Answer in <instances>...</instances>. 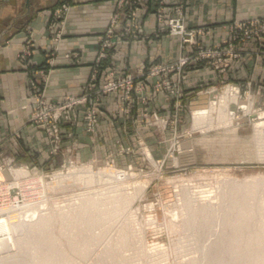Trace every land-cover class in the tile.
<instances>
[{
	"label": "rangeland",
	"instance_id": "obj_1",
	"mask_svg": "<svg viewBox=\"0 0 264 264\" xmlns=\"http://www.w3.org/2000/svg\"><path fill=\"white\" fill-rule=\"evenodd\" d=\"M182 12L167 18L183 21L188 45L166 27L178 55L143 68L165 71L141 80L158 78L155 88L164 72L173 84L177 73L183 83L190 71H212L206 106L189 109L156 92L173 97L168 115L143 107L146 136L135 131L114 154L82 163L64 146L73 133H62L61 119L54 152L44 134L49 164L0 165V208H10L0 215L25 224L24 240L0 256L23 264H254L264 257V4L258 15L228 23L215 42L213 26L188 28ZM179 60L186 64L177 70ZM141 80L129 92L104 94H120L124 107L115 115L150 101ZM100 101L90 126L88 103L72 109L88 133Z\"/></svg>",
	"mask_w": 264,
	"mask_h": 264
},
{
	"label": "crops",
	"instance_id": "obj_2",
	"mask_svg": "<svg viewBox=\"0 0 264 264\" xmlns=\"http://www.w3.org/2000/svg\"><path fill=\"white\" fill-rule=\"evenodd\" d=\"M65 1L68 12L58 20L54 14L63 0H0V165L34 168L52 160L44 132L28 122L34 94L30 82L41 83L45 98L57 101L78 95L86 85L98 88L110 75L133 74L157 62H173L178 55V41L163 33L165 22L152 0H141L128 36L121 37L125 34L121 20L114 33L116 43L103 57L104 34L118 0ZM263 4L264 0H187L183 11L188 28L213 26L211 42H215L228 23L258 15ZM24 52L30 55L22 58ZM215 78L212 71H190L180 84L184 105L205 107L206 91L215 85ZM157 80H141L142 94L150 101L132 108L129 115L114 114L124 107L120 94L102 98L91 133L84 130L78 109L66 112L61 130L64 134L72 130L64 141L72 158L80 163L103 160L116 152L119 143L133 141L135 131L146 136L139 110L147 107L166 116L173 107L172 96L155 92Z\"/></svg>",
	"mask_w": 264,
	"mask_h": 264
},
{
	"label": "built area",
	"instance_id": "obj_3",
	"mask_svg": "<svg viewBox=\"0 0 264 264\" xmlns=\"http://www.w3.org/2000/svg\"><path fill=\"white\" fill-rule=\"evenodd\" d=\"M156 5L158 4L159 9L157 8V13L160 18H162L165 22V26L169 30L170 34L178 35L182 44L188 45L189 38H192V33L188 32L184 26V23L181 19H171L167 18V14L171 11H177L178 13H183V0H152ZM139 5H141V0H118L116 9L114 14L112 15L109 26L104 34V40L102 42V54L105 50L112 48L116 39L114 38L115 29L119 26L121 20L124 22L125 34L128 36V33H131L134 29V20L136 16V10ZM68 12V6L66 1L63 0L60 7L55 11V18L58 20H62ZM118 38V37H117ZM30 54L28 52H24L22 58L28 57ZM105 55V54H104ZM185 60H179L176 64L177 70L181 67L185 66ZM182 69V68H181ZM165 71V70H163ZM163 71H151V73L146 74L145 72L140 70L138 75H129L124 74L121 76H109L105 83H103L98 88H93L91 85H86L82 88L81 92L78 95L64 97L57 101H50L43 95L41 91V83H36L34 81L30 82V86L32 87L34 94L32 97L31 110L28 117V122L40 127L44 134L49 139V144L53 145V152L56 150V143L58 141L59 121L62 119L64 114L68 111H72L75 107L81 104H89V108L87 110V114L84 116L87 120V125H92L96 120L97 109L94 106L100 99L104 98V94H112L117 92L118 90H124L129 92L132 88H136V79H143L146 77H153L155 74L158 75L159 72ZM173 71V69H172ZM170 72V70L168 71ZM167 72L163 73L164 80L161 84H157L154 88L155 92H161L163 89L166 93H169L178 99H183L182 89L180 88V84L182 83L181 79H183L184 72L182 75L177 73L179 77L176 81H173V84L165 79L167 77ZM140 82V81H139ZM179 107V104L177 105ZM52 148V146H51ZM9 221V220H8Z\"/></svg>",
	"mask_w": 264,
	"mask_h": 264
},
{
	"label": "bare ground",
	"instance_id": "obj_4",
	"mask_svg": "<svg viewBox=\"0 0 264 264\" xmlns=\"http://www.w3.org/2000/svg\"><path fill=\"white\" fill-rule=\"evenodd\" d=\"M221 100V99H220ZM216 108V107H215ZM200 113V112H199ZM204 113V112H203ZM206 113V112H205ZM206 115V114H205ZM201 117H203V115H200ZM199 117H197L196 119H198ZM195 119V118H194ZM17 174H19V172H16ZM16 174V175H17ZM82 174V172L80 173ZM16 185V184H15ZM34 197V196H33ZM25 204L23 205L24 207L29 205ZM14 207V206H13ZM16 207V206H15ZM20 207V206H19ZM13 209V208H12ZM11 209V210H12ZM32 209V208H31ZM22 210V209H21ZM10 211L9 207H1L0 208V214L3 212ZM31 211V210H30ZM31 214V213H30ZM7 215V214H6ZM12 216V214H11ZM13 217V216H12ZM15 218V217H14ZM20 219V217H19ZM11 220V219H10ZM24 222L19 221H8L7 216L3 217L0 215V236H6L2 241H0V253L1 250H7L8 248H14L16 244H18L19 242H22L24 239L21 237V231L24 227ZM10 250V249H9ZM8 257V256H7ZM11 258H13V255L10 256ZM0 264H23V261L20 262H16L15 260L13 261H7L5 257L0 256ZM26 264V263H25ZM254 264H264V257L261 256L259 258V261L256 260L254 262Z\"/></svg>",
	"mask_w": 264,
	"mask_h": 264
}]
</instances>
